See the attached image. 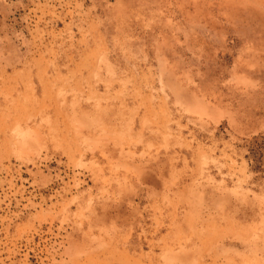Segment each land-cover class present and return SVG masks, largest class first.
<instances>
[{"label":"rangeland","instance_id":"obj_1","mask_svg":"<svg viewBox=\"0 0 264 264\" xmlns=\"http://www.w3.org/2000/svg\"><path fill=\"white\" fill-rule=\"evenodd\" d=\"M184 242L264 264V0H0V264Z\"/></svg>","mask_w":264,"mask_h":264},{"label":"crops","instance_id":"obj_2","mask_svg":"<svg viewBox=\"0 0 264 264\" xmlns=\"http://www.w3.org/2000/svg\"><path fill=\"white\" fill-rule=\"evenodd\" d=\"M176 250H181L183 251L182 253L185 254V257H183V260H181V264H191L188 258V253L190 251V246L184 242L181 243L180 245L170 249V251L168 252V257H167V261L169 264H180L179 263V259L177 257H174V251ZM203 256L202 250L200 249L199 251L197 250V254H196V258L194 261H196L198 263L199 259ZM179 260V261H178Z\"/></svg>","mask_w":264,"mask_h":264}]
</instances>
